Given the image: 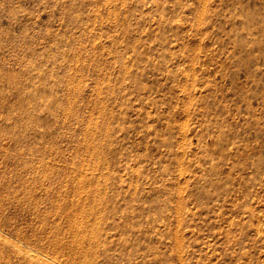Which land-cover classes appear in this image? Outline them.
Listing matches in <instances>:
<instances>
[{
  "label": "rangeland",
  "instance_id": "obj_1",
  "mask_svg": "<svg viewBox=\"0 0 264 264\" xmlns=\"http://www.w3.org/2000/svg\"><path fill=\"white\" fill-rule=\"evenodd\" d=\"M0 264H264V0H0Z\"/></svg>",
  "mask_w": 264,
  "mask_h": 264
}]
</instances>
